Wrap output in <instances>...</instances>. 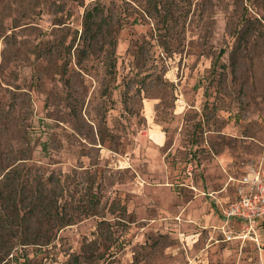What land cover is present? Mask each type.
I'll list each match as a JSON object with an SVG mask.
<instances>
[{
  "label": "rangeland",
  "instance_id": "rangeland-1",
  "mask_svg": "<svg viewBox=\"0 0 264 264\" xmlns=\"http://www.w3.org/2000/svg\"><path fill=\"white\" fill-rule=\"evenodd\" d=\"M259 166L264 0H0V264H264Z\"/></svg>",
  "mask_w": 264,
  "mask_h": 264
},
{
  "label": "built area",
  "instance_id": "built-area-1",
  "mask_svg": "<svg viewBox=\"0 0 264 264\" xmlns=\"http://www.w3.org/2000/svg\"><path fill=\"white\" fill-rule=\"evenodd\" d=\"M234 182V196L220 205L221 217L226 224L237 223L242 229L243 237L258 242L257 222L260 219V225L264 228V168L250 167L235 178Z\"/></svg>",
  "mask_w": 264,
  "mask_h": 264
},
{
  "label": "crops",
  "instance_id": "crops-1",
  "mask_svg": "<svg viewBox=\"0 0 264 264\" xmlns=\"http://www.w3.org/2000/svg\"><path fill=\"white\" fill-rule=\"evenodd\" d=\"M231 198H232V197H231ZM229 199H230V198H227L225 201H223V203H224V202H226V201H228ZM223 203H222V202H220V203H219V208H220V205H221V204H223ZM257 223L259 224L258 231H261V234H263V235H264V228H263V227H261V225H260V224H261V222H260V221H258Z\"/></svg>",
  "mask_w": 264,
  "mask_h": 264
},
{
  "label": "trees",
  "instance_id": "trees-1",
  "mask_svg": "<svg viewBox=\"0 0 264 264\" xmlns=\"http://www.w3.org/2000/svg\"><path fill=\"white\" fill-rule=\"evenodd\" d=\"M89 20V15H86V21ZM112 65V64H111Z\"/></svg>",
  "mask_w": 264,
  "mask_h": 264
}]
</instances>
